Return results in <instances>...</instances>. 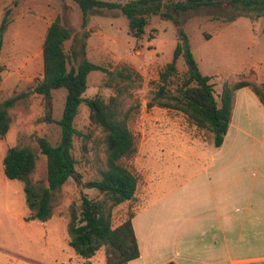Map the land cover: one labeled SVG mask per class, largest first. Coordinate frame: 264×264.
Masks as SVG:
<instances>
[{
    "label": "rangeland",
    "instance_id": "374dc122",
    "mask_svg": "<svg viewBox=\"0 0 264 264\" xmlns=\"http://www.w3.org/2000/svg\"><path fill=\"white\" fill-rule=\"evenodd\" d=\"M7 8H11V20L0 51V96L6 98L27 91L42 78V47L47 27L60 14L62 22L73 31L65 46L75 63L88 58L129 75L109 77L101 70H93L83 94L85 97L100 94L106 100L117 95L120 108L130 115L129 127L135 135L136 152L125 162L139 177L137 198L114 208V224L122 223L145 207L158 219L168 216L167 211L172 208L171 190L203 168L208 163L210 148L215 146L213 133L198 128L181 112L148 104L161 69L174 57L180 26L174 20L153 15L145 34L138 39L129 32L128 18L119 9H103L92 13L83 28L82 12L74 0H0V24ZM234 13L232 7L209 6L181 15V27L188 34L198 67L212 76L218 99L226 81L264 82V14L253 10L250 15L224 20ZM85 31L89 32L87 37ZM178 67L180 71L187 69L183 55L178 59ZM53 96V116L60 119L67 89L55 88ZM10 111L11 127L0 137L1 141L4 145L21 144L34 149L37 165L32 180L38 187L45 186L47 162L37 138L45 136L57 144L61 126L45 120L43 97L37 93L20 100ZM75 126L87 136L79 134L74 138L73 153L81 181L70 178L62 186L48 220L29 219L31 212L22 180H0V264H107L106 246L86 259L69 244L71 204L80 203L83 193L103 198L96 188L85 184L99 177L104 162L103 134L91 124L89 106L85 103L80 106ZM4 145L0 142V147ZM203 257L185 264H209L206 259L211 257ZM242 257L248 261L237 264H264V241L241 247L235 257L220 260L227 264L231 258Z\"/></svg>",
    "mask_w": 264,
    "mask_h": 264
},
{
    "label": "trees",
    "instance_id": "16d2710c",
    "mask_svg": "<svg viewBox=\"0 0 264 264\" xmlns=\"http://www.w3.org/2000/svg\"><path fill=\"white\" fill-rule=\"evenodd\" d=\"M82 12V27H86L92 13L103 9H119L129 21V32L140 39L146 31L149 19L159 15L162 19L174 20L179 27V41L173 59L166 63L159 73V80L149 101V106L158 105L181 112L192 124L213 133V141L219 147L230 125L235 92L243 86H250L264 104V82L242 80L224 82L219 99L216 97L212 76L202 73L190 48L188 34L181 27V15L202 7L216 6L234 8L235 13L224 20L235 19L239 15H250L253 10L264 14V0H74ZM11 8H7L0 24V51L4 34L10 23ZM89 35L85 31V36ZM72 29L62 22L58 14L47 27L44 38L43 76L36 85L11 96H0V137L10 130L11 108L32 93L42 95L45 120L57 122L61 126V139L53 144L45 136H39V148L46 156L47 184L38 187L32 180L37 165V154L28 145L10 146L3 158L4 172L9 179L24 182L26 203L30 210L29 219L48 220L53 213L56 195L70 179L81 181L77 170L78 160L73 153L74 138L85 133L75 126V118L82 103L89 106L91 124L103 134L104 162L99 177L86 181V186L96 188L103 194L95 199L86 193L80 203H72L68 221L69 244L76 253L86 259L106 246L107 264H127L140 255L132 218L122 223L113 222L114 208L125 202L136 200L139 186L138 175L126 164L125 159L136 152L135 135L129 127L130 115L120 108L117 95L106 100L102 95L85 97L88 75L93 70H101L107 76L129 77L123 71H114L108 66L93 62L88 58L75 63L73 55L65 43L72 38ZM86 41L83 42V48ZM183 55L187 64L180 71L178 59ZM65 87L67 96L63 115L55 119L53 89ZM168 264H175L173 261Z\"/></svg>",
    "mask_w": 264,
    "mask_h": 264
},
{
    "label": "crops",
    "instance_id": "0c3cea01",
    "mask_svg": "<svg viewBox=\"0 0 264 264\" xmlns=\"http://www.w3.org/2000/svg\"><path fill=\"white\" fill-rule=\"evenodd\" d=\"M13 145L0 147L1 181ZM210 149L208 163L171 190L168 216L158 219L144 206L135 213L140 255L127 264H185L203 256L225 264L221 257L264 241V104L250 86L236 90L224 141Z\"/></svg>",
    "mask_w": 264,
    "mask_h": 264
}]
</instances>
